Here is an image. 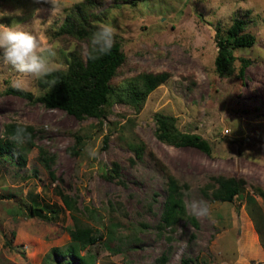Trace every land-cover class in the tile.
Returning a JSON list of instances; mask_svg holds the SVG:
<instances>
[{
  "label": "rangeland",
  "instance_id": "374dc122",
  "mask_svg": "<svg viewBox=\"0 0 264 264\" xmlns=\"http://www.w3.org/2000/svg\"><path fill=\"white\" fill-rule=\"evenodd\" d=\"M38 7L33 0H0V10L23 13L0 23L15 20L38 34L56 50L53 74L62 73L76 41L64 47L52 36L69 8L33 19ZM236 15L252 16L246 30L255 41L235 47L234 71L219 74L215 32L224 34ZM101 21L114 27V41L125 54L116 79L161 70L170 75L139 109L114 102L101 122L0 93L1 135L8 121L37 129L35 146L0 156V264L67 258L70 264H264V0H139L112 7ZM240 56L249 57L241 74ZM14 79L13 70L0 68V89ZM31 84L35 96L47 87ZM156 111L207 139L209 151L160 141ZM226 128L232 131L224 135ZM72 145L76 151L69 150ZM38 146L53 155L51 168ZM220 175L241 178V192L229 200L214 197ZM170 176L184 208L185 202H205L210 217L197 219L185 208L175 224L161 222ZM58 190L78 208H66ZM78 226H89L93 240L71 239L69 231Z\"/></svg>",
  "mask_w": 264,
  "mask_h": 264
},
{
  "label": "trees",
  "instance_id": "16d2710c",
  "mask_svg": "<svg viewBox=\"0 0 264 264\" xmlns=\"http://www.w3.org/2000/svg\"><path fill=\"white\" fill-rule=\"evenodd\" d=\"M139 0H111L105 4V0H78L72 4L64 16L55 32L54 38L60 40L64 47H68L71 41H76L74 47L68 51L69 62L64 72H56L48 79H55V86L46 84V89L33 95L31 92H21L7 85L0 89V93H11L24 97L28 101H39L46 107L62 108L66 112L84 118L92 116L101 122L110 112V106L114 102H123L139 109L146 95L160 82L165 80L169 71H148L139 74L137 77L116 79L119 66L125 61V54L121 50L118 42L114 41L111 52L100 56L97 59L90 45V38L96 31L95 22L105 18L110 9L114 6H121L122 3L129 2L135 4ZM252 20V16L236 15L226 28L224 34H219V28L215 32V44L217 47L214 57L215 70L219 74H231L234 71V60L236 55L233 50L237 46L251 45L255 41L253 33L246 30V24ZM85 44V48L82 44ZM242 65L238 73L243 72L244 65L249 61V57L240 56ZM155 123V136L162 142L175 146L194 145L208 152L210 149L207 139L196 132L182 131L175 123V116L170 113L156 111L153 114ZM17 125L27 126L31 133V139L24 145L26 147L35 146L34 137L37 129L32 124L17 121L5 122L3 133L0 134V156L5 153L20 155L19 147L9 139ZM78 138H76V141ZM39 147V157L44 165L49 169L53 162V155ZM69 150L76 151L75 147L69 146ZM118 164L114 162L112 171L118 174ZM53 171L49 170L53 177ZM218 186L213 189L214 197L223 200L231 199L242 190L243 180L235 177H225L220 175L216 178ZM63 204L66 208L74 210L77 207L75 199L58 190ZM165 197L161 222L163 224H175L181 215H186V210L181 199V192L173 177H169L168 189ZM264 196V192L261 191ZM42 208V207H40ZM43 209V208H42ZM30 214L36 213V207L30 205ZM70 238L83 243L93 240L92 230L89 226H78L69 231ZM70 250V249H69ZM165 255H162V259ZM67 258L58 264H70Z\"/></svg>",
  "mask_w": 264,
  "mask_h": 264
},
{
  "label": "clouds",
  "instance_id": "9594fccd",
  "mask_svg": "<svg viewBox=\"0 0 264 264\" xmlns=\"http://www.w3.org/2000/svg\"><path fill=\"white\" fill-rule=\"evenodd\" d=\"M33 3L42 6L34 9L33 19L41 12L47 11L50 16H54L72 6L71 0H33ZM45 5L47 8L43 7ZM22 14L20 9L0 10V19ZM95 26L96 31L90 38V45L95 53L93 59L111 52L115 36V29L110 23L97 21ZM0 50H2L0 68L7 67L16 73V79L11 82V86L17 91L31 92L35 95L37 90L32 86L31 81L43 82L50 86H55L57 83L55 79H48L55 71L53 67L55 48L45 46L38 34L34 31L23 30L15 20L11 25L0 23ZM231 131L232 129L226 128L224 135ZM9 139L18 145H23L30 141L31 133L28 132L27 126L17 125ZM90 154H94V151ZM185 208L197 219L208 218L211 215L210 208L202 201L185 202Z\"/></svg>",
  "mask_w": 264,
  "mask_h": 264
}]
</instances>
